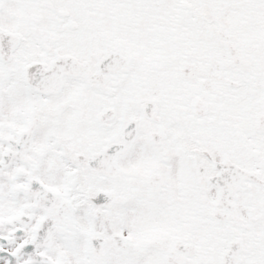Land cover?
I'll list each match as a JSON object with an SVG mask.
<instances>
[{
    "label": "snow or ice",
    "instance_id": "1",
    "mask_svg": "<svg viewBox=\"0 0 264 264\" xmlns=\"http://www.w3.org/2000/svg\"><path fill=\"white\" fill-rule=\"evenodd\" d=\"M0 264H264V0H0Z\"/></svg>",
    "mask_w": 264,
    "mask_h": 264
}]
</instances>
